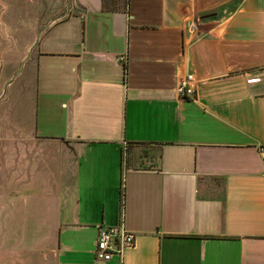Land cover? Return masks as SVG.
<instances>
[{"label": "crops", "instance_id": "1", "mask_svg": "<svg viewBox=\"0 0 264 264\" xmlns=\"http://www.w3.org/2000/svg\"><path fill=\"white\" fill-rule=\"evenodd\" d=\"M18 78L1 264L12 228L15 264H264V0H0V104Z\"/></svg>", "mask_w": 264, "mask_h": 264}, {"label": "built area", "instance_id": "2", "mask_svg": "<svg viewBox=\"0 0 264 264\" xmlns=\"http://www.w3.org/2000/svg\"><path fill=\"white\" fill-rule=\"evenodd\" d=\"M194 78L191 72H187L178 80L176 90L179 97H192ZM133 239V233L124 228L116 227V225H99L97 238L94 241V256L99 260H107L113 253L122 255L123 249L133 244Z\"/></svg>", "mask_w": 264, "mask_h": 264}, {"label": "rangeland", "instance_id": "3", "mask_svg": "<svg viewBox=\"0 0 264 264\" xmlns=\"http://www.w3.org/2000/svg\"><path fill=\"white\" fill-rule=\"evenodd\" d=\"M20 80V78L18 79H15L12 84L8 85V86H4L3 89L1 90V94H2V97L3 98H6V102L7 104L5 103H1L0 104V107L2 105V107L5 105L6 107L11 105L10 104V101H9V98H10V95H16V94H23L25 95L26 92L25 90L27 89L26 88V82H25V85H23L22 83H19L17 84L16 86V83ZM22 89V90H21ZM31 90H32V87H31ZM30 90V91H31ZM2 98V99H3ZM4 106V107H5ZM9 109V108H8ZM16 218V217H15ZM7 235L9 234L10 236H8V239L6 240L5 238L2 239L3 243L5 241H7L6 243L8 244L7 246H5V249L8 250V252L6 253L7 256L6 258H3L2 260L7 262L6 264H15L14 262H10L11 259L12 260H15L16 258V254H15V250L17 248V243L19 242L20 240V237L21 236V233L18 232V230L12 228L10 229L9 231H6ZM2 234V231L0 230V235ZM1 264V263H0Z\"/></svg>", "mask_w": 264, "mask_h": 264}]
</instances>
